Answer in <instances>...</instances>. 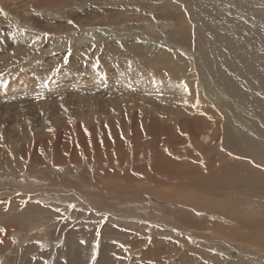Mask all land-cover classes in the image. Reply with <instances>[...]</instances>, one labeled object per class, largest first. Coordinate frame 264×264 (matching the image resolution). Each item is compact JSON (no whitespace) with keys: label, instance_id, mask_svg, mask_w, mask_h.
I'll return each instance as SVG.
<instances>
[{"label":"rangeland","instance_id":"rangeland-1","mask_svg":"<svg viewBox=\"0 0 264 264\" xmlns=\"http://www.w3.org/2000/svg\"><path fill=\"white\" fill-rule=\"evenodd\" d=\"M11 1L0 0V4L6 5V9L2 5L0 6V112H11L10 114H0V191L4 192L0 193V234L3 235H0V264H32L37 258L41 260V264H102L110 255L116 253L119 256L122 252H124L123 254L128 253L125 255V259L121 260L120 258L119 264L121 262L129 264L136 252L143 253L152 250L147 249L150 246L161 247L166 246L165 243L168 245L171 242L173 247L169 245V249L175 248L176 250L171 255L173 260L168 261L169 264L175 261L177 264L180 259L178 264H191L193 260H186L179 254V251L197 256L195 251L203 255V248L207 250L208 255L199 257V264L202 262L216 264L218 261L225 263V260L235 259V250L222 242H217L216 238L212 242L201 239V235L195 233V228L182 223L185 218L189 217L195 221V223L193 222L195 225L205 228L210 226L211 220L221 218L225 221H232L230 216L217 211H199L180 206L179 203L172 201L167 194L163 195L159 191L140 188L136 183L122 185L123 179L117 177L122 172L131 170L133 166H150L159 153L166 154L176 160L180 154L184 155L189 150L197 153L195 144L190 141L189 135L179 133L183 138V144L182 146L175 144L176 147L171 146L173 142L164 136L160 143L156 142V145L159 144V149H156L153 147L154 140L149 129L137 126L141 117L139 111L141 103H134V114L124 112L123 115L118 113L119 116H116L115 114L105 115L89 112L87 105L83 106L80 104V100L74 98L79 96L84 99L85 97L92 99L94 95L98 94L97 97L94 96V99L105 101L126 99L128 102L129 88L133 87L131 86L133 81L125 72L126 68L118 65L109 69V71L112 69L110 72L113 75L110 77L112 89L109 87L108 90H106L108 87L101 83L106 75L102 76L94 71L87 72L83 69L87 68L88 63L101 64L98 60L100 56L97 57V55L103 54L108 42L114 41L120 44L125 35L150 36L152 33H148V28L152 26L159 29L167 26L168 29L159 35L162 40H158L180 50L179 52L186 56L181 62L183 61L187 67L189 61H193L191 57L195 55L210 66V69L214 71L213 74H216L215 77L227 79L231 81V84H240L241 79L246 78L247 75L249 77L257 75L264 81V51L263 53L259 51L254 43L255 39L251 43L243 42L240 37H234L233 33L230 34L227 31L229 38H234L230 42L226 37H223L226 34L225 27L222 25L211 26V20H207L204 14L215 13L223 20H229V24L232 23L231 26L235 25L234 27L241 30L248 28L245 22L234 17L231 18V16L228 17L226 12L214 9L205 1H196L194 3L196 8H188L187 11L189 14L190 11L192 12V17L198 23L194 31H191L193 42L187 46L181 45V47L176 41L172 29L184 20L180 17V10L168 13L178 19L127 20L121 26L114 25L115 23L113 24V21L110 20L103 22L104 17L108 15L106 9L116 4L121 8H129L140 13L148 12L152 14L153 18V15L157 13L154 8V0L151 2L149 0H69V3L68 0H59L56 3L57 6L56 4L50 6L48 2L44 5L37 1L32 3V0H15L24 7L28 6L25 8L12 6ZM170 2H164L159 9L169 11L170 4L180 5V2L174 0H170ZM185 9L187 8L185 7ZM209 25V30H204ZM86 30L90 33H84L87 32ZM108 30L112 34L111 37L106 35ZM217 32L219 36L216 35ZM83 35L86 37V42L76 40L77 37ZM78 56L79 58H77ZM63 81L68 84H64ZM56 84L60 85L59 92H55ZM90 84L96 85L97 89ZM103 86L105 87L101 88ZM90 89L92 91L94 89V92L89 94L88 90ZM120 89L123 91L125 89V91L122 93ZM133 89L139 93L148 92H144L136 86ZM148 90L150 92L152 90L154 92L162 91L152 88ZM155 94L157 95L154 93L149 95L174 102V104L171 103L172 105L169 104L171 106H174L178 100L173 101L175 97L168 95L165 90L162 91V94ZM64 95L72 97L73 100H71L74 104L63 102V100L56 102L54 107L57 109V116L61 119V123L56 126L44 127L43 120L52 119L54 116L52 110L44 107L45 102H53L54 98L60 100V97ZM137 96H132V98ZM105 105L106 103L102 106ZM25 107L34 108L32 112L28 111L27 115L18 112ZM123 107H126V103H121V108ZM144 107L149 108L148 106ZM143 113L145 122H147L148 114L146 111ZM154 115L158 116L159 113L155 112ZM66 117H69L68 121L65 120ZM246 117L248 122L245 123L251 126L256 124V119L250 114H247ZM160 118L164 119L161 116ZM261 118L264 120L263 115ZM216 119L221 124L224 121L220 115ZM257 122L260 124V121ZM260 126L258 127H264L263 124ZM138 127L141 129L136 130ZM44 128L46 129L44 130ZM45 131L52 132V136H54L47 138L49 142L46 141L47 139L44 140V144L38 138L44 137ZM66 132L69 133L66 138L67 145L60 146V136L62 135L64 142ZM136 135L139 136L135 138ZM124 139L128 144L123 145ZM135 140L139 146L135 145ZM223 141L221 128V133L215 136L213 148L224 151ZM25 147L28 148V153H25ZM60 147H64L70 155L64 157ZM55 150L59 153V162L57 163H54L52 155ZM206 156H208L206 153L199 155L197 157L199 160L196 158L197 164H203ZM204 167L203 164L202 168L204 169ZM96 176H99L98 180L93 179ZM239 189L229 190L233 196L231 199L240 198V202L248 203L250 201L251 204L250 194L246 193L250 196L247 198L245 192L242 191L243 193L239 194ZM48 191H51L50 194L46 193ZM168 202L170 204H167ZM233 204L236 212L244 213L248 211L246 209H249L243 204L234 202ZM260 208L261 206L258 204L252 207L253 213L250 216L247 215L249 219L257 218L256 214ZM168 233L172 236L171 239L167 237ZM152 235L155 238V243L152 242V239L154 241ZM3 238H7L8 243H5ZM189 247H192L193 250ZM262 252L259 254L264 256ZM237 255L239 256L237 264H264V260L261 258L255 259L245 253ZM32 257L35 260H31Z\"/></svg>","mask_w":264,"mask_h":264},{"label":"bare ground","instance_id":"bare-ground-1","mask_svg":"<svg viewBox=\"0 0 264 264\" xmlns=\"http://www.w3.org/2000/svg\"><path fill=\"white\" fill-rule=\"evenodd\" d=\"M35 1L40 2L41 4H44V5L45 3L48 2L49 5L51 6L52 4L55 5L59 0H32V3H34ZM60 1H66V0H60ZM149 1L151 2L153 0H149ZM154 1H155L154 8L157 13L153 15V18L151 17L152 14H149L148 12H145L146 14L140 13L138 11H134L129 8H121L119 5L113 4L115 6H111L109 9H106L107 10L106 12L108 15L104 17L103 22H107L108 20H110V21H113L112 22L113 24L115 23L114 25L121 26L123 25L124 22H127V20L139 21V20L145 19L146 21H148L150 19H157V18L172 19V18H177V17H173L169 15L168 13H175V11L180 10L181 11L180 17L182 19L184 18V20L179 22L178 25H175L172 29H173V33L176 38V41L179 43V46L181 45L187 46L193 42V34H191V31H194L196 24L198 25L197 20H195L192 17V12L190 11V14H189L187 13V11L190 8L191 9L196 8V6L194 5L196 1H205L209 3L214 9L216 10L219 9V10H222L223 12H226L227 13L226 15H228V17L231 16V18L234 17L236 19L243 20L246 26L248 27L247 29L242 28L241 30L240 28L234 27L235 25L231 26L232 23L229 24V20L227 19L223 20L221 17L216 16L217 14L215 13H210V12L207 14L205 13L204 17L207 18V20L210 19L212 22V23L210 22L211 26L222 25L225 27L226 34L223 37H226V39L230 40V42L232 41V39H234L233 37L231 39L229 38V35L227 33L228 31L230 32V34L233 33L232 36L240 37L243 42L251 43V42H254V39H255L254 43L256 47L259 49L260 52L262 51L263 53L264 51V0H174L176 2H180V5L173 4V3L170 4L169 11H166L165 9L160 10L159 8L161 7V4H163L164 2L168 1V3H171L170 0H162V1L154 0ZM10 3L12 6H15L18 8L24 7L21 3H19V1L17 2L15 0H12ZM68 3H69V0H68ZM1 5L6 9L5 4L1 3L0 6ZM25 7H28V6H25ZM185 7L187 9H185ZM97 9L102 12L101 9L99 8ZM177 19H174V20H177ZM200 21H199V24H201ZM21 22H24V21H21ZM202 24L205 25L204 23ZM201 27L203 28V26ZM209 27L210 25L206 26L204 30L206 31L209 30ZM165 29L166 30L168 29L167 26L162 27L160 29L154 28V26H152L151 28H148L149 30L148 33H152L150 34V36L149 35L148 36H139V35L138 36L137 35L126 36L125 35V37H122L123 39L121 40L120 44L115 43L114 41H110L108 42L107 47L105 51L103 52V54L97 55V57L100 56L98 60L101 62V64L97 65L96 63H88L87 68L83 69V71H87V72L94 71L97 74H100L102 76L106 75L104 78V81H101V80L100 81L103 85L108 87L106 89L108 90L111 84L110 81L112 80L110 77H112L113 75V73L110 72L112 71V69L110 71L109 69L111 67L115 68L116 66L120 65L122 66V68H126L125 72L127 73V75L130 76V78L133 79V80L131 79V81H133L131 86L133 87L136 86L144 92L148 91L147 92L148 94L141 93V92L139 93V91L135 92L137 88L134 90L133 87H130L129 88L130 98L128 99V102H126V99L125 100L122 99V101L119 99H116V100L114 99L112 101L110 100L105 101V100H101L98 98L94 99V96L97 97L98 94L96 95L93 94L94 95L93 98L92 96H90V98L92 99H86L87 97H85V95H84L85 99L80 98L79 96L78 97L76 96L74 99L80 100V104H82L83 106L87 105L89 107L88 108L89 112L102 113L105 115L115 114L116 116L118 115V113L123 115L124 112L125 113L129 112L130 114H134L133 112L135 111L134 103H141L142 106H141V109L139 110L141 117L139 118L137 126H142L145 129L146 128L149 129V132L152 134V137L154 140L153 147L156 149H159V144L156 145V142L160 143L162 141V137L164 136L168 140H171L173 142L171 146L176 147L175 144L182 146L183 138L181 137L180 134L181 132L184 134L187 133L190 137V141L193 142V144H195V149L197 153H195V151L193 150H189L188 152H186V154L184 153V155L180 154V157L178 158V160L172 159L171 157L166 156V154L159 153L157 154L155 160L152 162L150 166H138V167L133 166L131 170L124 171L120 175L118 172H116L119 175L117 177L123 179L124 181L123 183L122 181H119V183H122V185L136 183L137 185H139L138 187L140 188H147L153 191H159L160 194H163V195L167 194L168 197L172 199V201L179 203L180 206H185L187 208H192V209L194 208L199 211L201 210H211L215 212L217 211V212L226 214L227 216H230L232 221L230 220L225 221L224 219H221V218L217 220H211L209 222L210 226L208 227L204 226L205 228L200 227L197 224L195 225L194 224L195 221L193 219H190L189 217H187L188 219L185 218L182 222L183 224H185V226L195 228L196 229L195 233L197 232L199 235H201V239H205L208 242H212L216 238L217 242H222L223 244L229 246L231 249L235 250L236 258L233 256V258L235 259L225 260V263H223L224 261L222 262L218 261L216 262V264H219V263L237 264L239 262L238 260L239 256L237 254L239 253H245L247 255H250L253 258L255 257V259L261 258L264 260V256L259 254V252L261 251H263L262 253L264 254V130H263L264 127L260 128L261 124L264 125V122H263L264 120H261L262 115L264 116V81L260 77H257V75H252V77H249L247 75L246 78L243 77L241 79L240 84L238 85L231 84V81H228L227 79H218L217 77H215L214 75L216 74H213L214 71L210 69V66L202 58L195 56V55L191 57L193 58L192 62L188 60L189 61L188 67L185 66L184 62L182 61L183 62L182 63L181 60L186 58V56H183L179 52L180 50L172 48L171 46L173 45L171 44L169 46V44L167 43L164 44L160 42L162 38H160L161 36L159 35L161 32L163 33ZM88 32L89 31L84 32V33H88ZM109 32L110 30L106 31L107 37L112 36V34ZM134 34H137V33H134ZM216 35H218V32ZM77 38L78 39L76 40L80 42L86 40V37L84 35L77 37ZM219 40L221 39L219 38ZM61 43L63 44V41ZM77 58H79V56ZM251 83L253 84L251 85ZM64 84H68V83L64 82ZM82 84H83V81H82ZM90 85H93V84H90ZM76 86H79V85L76 84ZM93 86H95L97 89L96 85H93ZM105 86L101 88H104ZM59 87L60 85L56 84L55 92L56 91L59 92L60 90ZM98 88L100 89V87ZM149 88L157 89V90L159 89L162 91L165 90V92L168 93V95H172L171 97L173 96L175 97L173 101H176L177 99L178 100L176 101L174 106H171L172 104H174V102H171V101L169 102L168 99L164 100L163 98L157 99L160 97L154 96V95H157L155 93L162 94V91L154 92L152 90L153 92L152 91L150 92V90H148ZM77 89L76 91H78ZM120 90H122V93L125 91V89L124 91L123 89H120ZM88 91L90 94L94 92V89L93 91L91 89ZM153 93H154L153 96L149 95ZM135 95L136 96L138 95L139 97L137 96V97L132 98V96H135ZM71 99L72 97H67V95H64L60 97V100L54 98L53 102H50V101L45 102L44 107L50 109V111L52 110V112L54 113V116L52 117V119H49V120L44 119L43 126L49 127V126H56L60 124L61 119L58 118L57 109L54 107V105H56V102H59L61 100L69 104L70 103L74 104V102H72L73 99L72 100ZM105 103L106 105L102 106ZM121 103H126V107L125 108L123 107L124 109L121 108ZM144 106H148L149 108H146ZM33 108L34 107H25V108L18 110V112H22L27 115L28 111L32 112ZM143 111H146V113L148 114V117H146L147 122H145L146 119H144L143 117V114H144ZM155 112H158L159 115L158 116H156L157 114L154 115ZM10 113L11 112L9 111L0 112V114H10ZM247 114H250L253 118L256 119V122H255L256 124H253L254 126H251L250 124L245 123V122H248L246 121ZM219 115L223 117L224 121L222 124L219 123L216 119L217 117H219ZM160 116L164 117V119L160 118ZM68 118L69 117H66L65 120L68 121ZM257 121H260V124ZM144 123H148V124H144ZM221 128H222L223 137H224V141L222 144L224 151L223 150L220 151L218 149L213 148V141L215 140V136L221 133ZM45 129L46 128H44V130ZM140 129L141 128L138 127V129L136 130H140ZM136 133L138 134L139 131ZM68 134L69 133L66 132V134L64 135V142L61 137L62 135L61 134H60L61 136L59 135L61 139L59 143L60 146L67 145L66 138L68 137ZM43 135L44 137L38 138V139L41 143H44V144H45L44 140H46L47 138L49 139L50 137L54 136V135L52 136V132H49V131H45ZM138 136L139 135H136L135 138H137ZM48 139L46 140L47 142H49ZM126 139L122 141L124 143L123 145L128 144L126 143L127 142ZM134 142H136L135 143L136 146H139L137 145V140H135ZM24 149H25V153L26 152L28 153V148L25 147ZM24 149H23V152H24ZM60 149L62 150L61 153L64 155V157H68V155H70L68 154V151H66L64 147L63 148L60 147ZM57 152L58 151L55 150V152H53L52 154L54 163L59 162V159H58L59 153ZM204 153H206L208 156H206L203 160L204 161L203 164L206 167V168L204 167L203 169L202 168L203 164H199V163L197 164L198 162L197 157ZM36 160L38 159L36 158ZM108 175L113 176L111 174H108ZM93 179L98 180L99 176H96ZM90 182H93V181H90ZM233 188L235 189L240 188L238 190L239 194H241L242 191L245 192V194L246 193L250 194L251 197L247 194L246 195H247V198L249 197L252 198V203L250 204L249 203L250 201L248 203H245L244 201L240 202V198L231 199V197L233 196L231 195V192L229 190ZM2 191H0V193ZM137 191L139 190L137 189ZM50 192L51 191H48L46 193L50 194ZM13 194L15 193L13 192ZM233 202L236 204L239 203V204H243L244 206H248L247 208L249 209H246L248 211H245L244 213L236 212L234 209ZM167 204H170V203L168 202ZM257 204L261 206L260 210L256 214L257 218L249 219L247 215L249 214L250 216L253 213L252 207L256 206ZM32 207H35V206H32ZM38 212L40 211L38 210ZM118 218H121V217H118ZM178 219H176V221ZM175 223H178V222H175ZM12 228H13V225H12ZM199 235L198 237H200ZM222 236L224 237L223 239L221 238ZM167 237H169L170 239L172 238V236H170L169 233ZM218 238H221V239H218ZM3 239H5V243H8L7 238H3ZM159 239H160V236H159ZM152 242L155 243V238H154V241L152 239ZM154 243L152 244L154 245ZM165 244L167 247L161 246V245H160L161 247H158V246L148 247L147 249L149 250L152 249L150 250L151 252L145 251L146 249L144 250L145 252L143 253H139V251L136 252V255L134 256V258H132L131 262L130 263L128 262V263L129 264H169L168 261L173 260L171 255L176 249L175 248L169 249V245L173 244L172 242L171 244H168V245L167 243ZM171 247L173 246L171 245ZM189 248L193 250L192 247H189ZM203 250H204L202 251L204 252L203 255L198 254V252L195 251V254L197 256L190 255V253L187 255V253H182L181 250L180 251L178 250V251L181 256L186 258V260L187 259L188 261L193 260L191 264H199L198 263L199 257H202V256L207 257L208 255L207 250L204 248ZM123 253L124 252L120 253L121 255L119 256L116 253L114 255H110L107 259H105V261L102 264H119L120 258L121 260L125 259L126 258L125 255L128 252H125V254ZM32 259L33 257L31 258V260ZM38 260L40 259L37 258V260H35V263H32V264H41L42 263L41 260L39 262ZM175 262L170 263V264H175ZM179 262H177V264ZM204 263L205 262H202V264ZM121 264H125V262H121ZM205 264H208V263H205Z\"/></svg>","mask_w":264,"mask_h":264}]
</instances>
